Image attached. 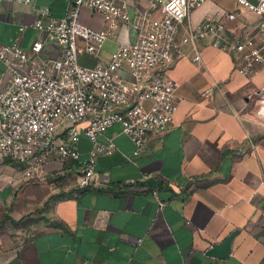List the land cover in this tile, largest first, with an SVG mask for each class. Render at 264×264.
<instances>
[{
    "label": "crops",
    "instance_id": "crops-1",
    "mask_svg": "<svg viewBox=\"0 0 264 264\" xmlns=\"http://www.w3.org/2000/svg\"><path fill=\"white\" fill-rule=\"evenodd\" d=\"M72 1L0 2V43L32 53L34 42L43 40L38 61L60 57L55 40L34 23L44 10L65 17ZM225 2L212 7L209 0L193 12L192 24L241 9L236 0ZM81 20L106 27L88 8ZM229 27L242 33L238 22ZM182 37L183 31L176 44L184 56L168 69L178 84L172 125L151 135L139 155L121 124L110 127L103 139H112L116 149L96 165L111 177L108 187L78 186L91 149L84 135L80 160L51 161L47 182L26 181L14 164L0 163V264H264V120L255 116L250 98L264 86V69L248 77L238 53L208 44L199 46L196 61ZM133 38L122 27L98 59L81 53V63L107 61L118 44ZM8 78L0 61V91ZM233 234L228 258L209 254Z\"/></svg>",
    "mask_w": 264,
    "mask_h": 264
},
{
    "label": "built area",
    "instance_id": "built-area-1",
    "mask_svg": "<svg viewBox=\"0 0 264 264\" xmlns=\"http://www.w3.org/2000/svg\"><path fill=\"white\" fill-rule=\"evenodd\" d=\"M208 1L139 0L131 5L128 0H73L63 18L44 10L34 27L52 37L62 51L51 61H38L45 49L43 40L34 42L32 53L17 43H0V61L9 73L0 91V163L14 164L26 181L47 182L51 161L80 160L84 135L91 149L81 162L78 186L108 187L111 177L96 165L98 157L116 149L112 139H103L110 127L121 124L139 155L151 135L172 125L178 84L168 69L184 56L176 44L182 31V42L194 50L196 61L201 59L199 46L208 44L238 53L241 72L257 75L264 69V0H236L259 16L252 32L246 31L249 26L241 10L208 15L192 24L193 12ZM84 8L100 14L106 27L86 25L81 20ZM230 22H238L242 33H233ZM122 27L134 33L129 43L118 44L107 61L81 63V53L98 59ZM250 98L255 101V116L264 120V86Z\"/></svg>",
    "mask_w": 264,
    "mask_h": 264
},
{
    "label": "rangeland",
    "instance_id": "rangeland-1",
    "mask_svg": "<svg viewBox=\"0 0 264 264\" xmlns=\"http://www.w3.org/2000/svg\"><path fill=\"white\" fill-rule=\"evenodd\" d=\"M212 1H213V6L212 7H214V6L222 7V2H224V0H212ZM225 3L229 4V5H231V4L233 5V2H231V0H229V1L226 0ZM240 7H241L240 10L242 11V13L244 15L245 20L248 21V23L250 25L249 27L250 28H255L258 25L259 21H260L259 16L254 11L249 9L248 7H245V6L241 5V4H240Z\"/></svg>",
    "mask_w": 264,
    "mask_h": 264
},
{
    "label": "water",
    "instance_id": "water-1",
    "mask_svg": "<svg viewBox=\"0 0 264 264\" xmlns=\"http://www.w3.org/2000/svg\"><path fill=\"white\" fill-rule=\"evenodd\" d=\"M234 234L229 236L222 244L215 246L209 254L219 258H228L231 251V244Z\"/></svg>",
    "mask_w": 264,
    "mask_h": 264
}]
</instances>
